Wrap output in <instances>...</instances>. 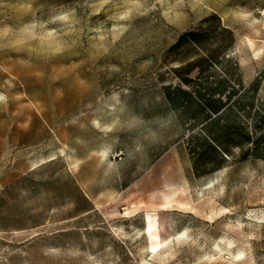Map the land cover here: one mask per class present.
Segmentation results:
<instances>
[{
    "label": "rangeland",
    "instance_id": "obj_1",
    "mask_svg": "<svg viewBox=\"0 0 264 264\" xmlns=\"http://www.w3.org/2000/svg\"><path fill=\"white\" fill-rule=\"evenodd\" d=\"M0 264H264V0H0Z\"/></svg>",
    "mask_w": 264,
    "mask_h": 264
},
{
    "label": "trees",
    "instance_id": "obj_2",
    "mask_svg": "<svg viewBox=\"0 0 264 264\" xmlns=\"http://www.w3.org/2000/svg\"><path fill=\"white\" fill-rule=\"evenodd\" d=\"M196 35V31L194 30H189L185 33V36L188 37L190 40H193V38ZM183 90V89H182ZM212 93H208L207 94V98L203 97L204 99V104L206 106V108L211 112V113H216L218 112V110H220V108H222V106L224 105V102L219 103V105L217 107H211V105L209 104L210 100L214 97H212ZM222 150V149H221ZM224 152V151H223ZM224 153H226L228 155V153L225 151Z\"/></svg>",
    "mask_w": 264,
    "mask_h": 264
},
{
    "label": "bare ground",
    "instance_id": "obj_3",
    "mask_svg": "<svg viewBox=\"0 0 264 264\" xmlns=\"http://www.w3.org/2000/svg\"><path fill=\"white\" fill-rule=\"evenodd\" d=\"M158 244V243H157ZM156 246V245H155Z\"/></svg>",
    "mask_w": 264,
    "mask_h": 264
}]
</instances>
